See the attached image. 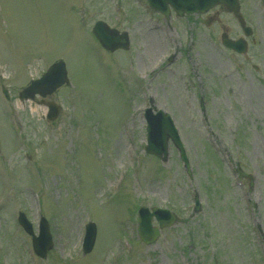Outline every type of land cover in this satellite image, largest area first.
Listing matches in <instances>:
<instances>
[{"label":"rangeland","instance_id":"374dc122","mask_svg":"<svg viewBox=\"0 0 264 264\" xmlns=\"http://www.w3.org/2000/svg\"><path fill=\"white\" fill-rule=\"evenodd\" d=\"M261 2L239 3L253 28L244 58L222 46L240 31L220 8L205 26L162 19L145 0H0V264H264ZM98 21L128 32L131 50L105 52L90 32ZM58 60L71 83L50 98L60 112L49 122L40 98L19 94ZM151 105L175 121L190 176L172 142L166 161L146 153ZM141 206L180 221L146 246ZM20 213L36 234L49 222L46 259ZM89 222L97 240L83 255Z\"/></svg>","mask_w":264,"mask_h":264},{"label":"water","instance_id":"95a60500","mask_svg":"<svg viewBox=\"0 0 264 264\" xmlns=\"http://www.w3.org/2000/svg\"><path fill=\"white\" fill-rule=\"evenodd\" d=\"M151 8L155 9L157 12L169 17L170 8H172L178 15H203L208 13L211 9L218 5H225L230 7L237 14V0H147ZM94 33L102 44V46L110 51L115 52L118 49L128 50L130 48L129 38L126 33L120 34L116 30L110 29L105 23H97L94 29ZM242 43H234L229 41L224 37V46L229 48L237 49ZM66 65L63 62H59L54 65L47 74H45L40 80L32 83L30 87L25 89L24 92L20 94L21 100L34 99L36 94H40L42 97L54 93L59 87L65 83H69L67 79ZM6 98L9 100V94L4 91ZM51 115L50 120L54 121L58 115V107L54 104H50ZM148 120V147L147 152L149 154L156 155L163 161L168 158V145L169 140L175 143L176 147L181 153L183 162L188 165L187 157L185 155L184 148L178 137V132L175 131L174 123L171 118L164 112H159L156 116H152L151 111H147ZM141 223L139 229V237L146 243L150 245L154 243L159 235V229H155L151 226L153 217L158 219L161 228L171 227L173 224H177L178 220L175 215L171 214L169 211L155 209L153 214H149L148 210L143 209L140 213ZM21 223L30 235L34 237L33 243L35 252L41 257L46 258L47 253L53 248V241L49 233V226L44 220L41 225V233L37 238L34 236L33 228L25 218L21 216ZM87 235L84 242V255L92 252L95 241L97 230L95 225L90 224L87 228Z\"/></svg>","mask_w":264,"mask_h":264},{"label":"flooded vegetation","instance_id":"af4514ba","mask_svg":"<svg viewBox=\"0 0 264 264\" xmlns=\"http://www.w3.org/2000/svg\"><path fill=\"white\" fill-rule=\"evenodd\" d=\"M264 1V0H263ZM263 3V5H264V2H262ZM218 11L217 12H215V15H217L218 16ZM216 18L215 17H211V18H209V20H210V22H213V20H215Z\"/></svg>","mask_w":264,"mask_h":264}]
</instances>
